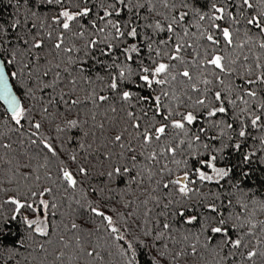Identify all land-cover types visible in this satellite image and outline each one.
<instances>
[{
    "label": "snow or ice",
    "instance_id": "obj_1",
    "mask_svg": "<svg viewBox=\"0 0 264 264\" xmlns=\"http://www.w3.org/2000/svg\"><path fill=\"white\" fill-rule=\"evenodd\" d=\"M8 3L0 258L264 264V0Z\"/></svg>",
    "mask_w": 264,
    "mask_h": 264
},
{
    "label": "trees",
    "instance_id": "obj_2",
    "mask_svg": "<svg viewBox=\"0 0 264 264\" xmlns=\"http://www.w3.org/2000/svg\"><path fill=\"white\" fill-rule=\"evenodd\" d=\"M14 15H16V8L14 7V4H9L8 0H0V19L7 20V19L12 18ZM253 182L255 183V180ZM253 191H258L260 193V195L257 197L258 199L264 197V189L254 188ZM261 218H264V217H261ZM54 222H55V219H54ZM13 231L15 235H20L21 233L24 232V229H23V226L21 225L19 227V231H17L15 227ZM20 238L23 239L24 237L20 236ZM9 248H11L10 244H9ZM17 248L19 249L20 255L15 257V259L19 261V264H25L23 257L27 256L28 252L25 250L24 247H21L19 244H17ZM0 264H12V262L9 260V254L7 251H5L3 253L2 258H0ZM29 264H31V258L29 259Z\"/></svg>",
    "mask_w": 264,
    "mask_h": 264
}]
</instances>
